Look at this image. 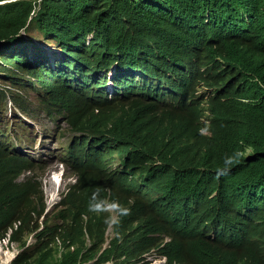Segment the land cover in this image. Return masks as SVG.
Returning a JSON list of instances; mask_svg holds the SVG:
<instances>
[{"label":"clouds","instance_id":"clouds-1","mask_svg":"<svg viewBox=\"0 0 264 264\" xmlns=\"http://www.w3.org/2000/svg\"><path fill=\"white\" fill-rule=\"evenodd\" d=\"M20 1L35 2L37 8L19 29L13 27L14 32L7 38L0 33V217L8 222L0 250H4L2 245L18 248L14 255L9 252L12 259L3 264H12L36 243L38 235L58 225L82 232L87 248L92 246V235L98 234V256L110 253L103 264H199L184 258L185 246L181 257L173 258L168 252L170 243L179 237L178 192L191 191L190 184L174 182L172 164L159 157L138 150L132 154L124 152L131 141L122 134L127 123L131 124L133 116L139 113L136 131L142 137L165 134L168 140L182 145L210 150L226 163L234 153L248 163L254 161L253 147L237 129L244 122V107L264 102V38L257 36L255 30L244 31L219 58L209 57L207 52L173 57L185 43L199 42L217 20L205 15L199 34L192 37L178 31L193 19L190 12L175 16L176 9L159 0H138L147 9L149 5L156 6L166 20L177 21L178 28L164 31L157 29L155 22L146 47L132 53L130 59L136 63L165 61L174 68L173 73H167L171 77L169 82L153 77L158 75L152 69V61L153 65L148 67L152 77L133 68L122 80L117 64L105 70L68 63V59L85 53L82 45H93L96 50L99 44L93 42V32L78 34L73 42H67L69 31L56 40L34 26L33 20L44 0H4L0 6ZM78 2L92 10L90 16L103 6L92 0ZM33 31L38 37H29ZM210 45L208 41L206 47L209 49ZM239 58L251 64L247 71L238 63ZM217 62L231 70L226 71V77L219 81L202 79L201 75ZM19 72L33 75V81ZM137 76L152 82L135 84L126 94V82ZM235 88H239V93L234 97H218L219 92ZM23 92L26 97L34 95V100L24 98ZM9 106L18 109L29 123L24 119L13 128L4 122ZM41 116L49 117L53 123L65 120L67 126V133L58 138L63 142L56 157L61 171L50 175L42 153L36 152L46 144L42 139L47 133L40 131L32 137L30 129ZM132 164H138L137 191L107 183L89 200L77 197L76 192L96 177L112 181L129 176ZM215 177L217 183H201L221 184L223 170H217ZM49 184L51 191L47 189ZM20 230L25 232L24 248L12 241V235ZM209 237L215 239V231ZM56 245L63 247L59 237ZM214 264H264V225L252 220L246 233L230 243L227 255Z\"/></svg>","mask_w":264,"mask_h":264},{"label":"trees","instance_id":"trees-1","mask_svg":"<svg viewBox=\"0 0 264 264\" xmlns=\"http://www.w3.org/2000/svg\"><path fill=\"white\" fill-rule=\"evenodd\" d=\"M159 1L175 8V16L184 12H190L193 16L188 24L181 26L179 33L184 32L196 37L202 28L205 15L210 14L217 20L216 24L207 28L206 34L199 38V42L185 43L182 49H176L173 57L179 55L187 58L192 54L207 52V56L219 58L226 52L230 42L244 31L255 30L257 36L264 38V0ZM92 2L103 6L95 15L90 16L92 10L84 7L78 0H44L33 25L46 34L53 35L56 40L69 31L67 42H73V38L78 34L94 33L93 42L99 44L96 50L93 45L89 48L82 45L85 53L68 59L72 66L111 70L117 64L121 68L119 74L123 80L127 77V71L133 68L152 77L153 74L148 68L153 65L150 62L152 61L155 63L152 69L158 75L153 77L160 82H169L171 77L167 76V73H173L174 66L169 67L165 61L158 62L155 59L136 63L130 59V55L146 47L155 22L157 29L166 31L178 28L177 21L166 20L165 14L157 11L156 6L149 5L147 9L146 4H138V0ZM36 8L37 5L32 1L0 6L1 37L7 38L12 34L13 27L19 29ZM87 16L90 18L85 19ZM246 21L248 24H245ZM208 41L211 43L209 49L206 47ZM8 48L11 49L10 44ZM63 49L74 53L65 47ZM238 63L245 70L251 67L246 59L239 58ZM165 70L167 72H164ZM226 71L231 70L223 68V65L217 62L208 68L201 78L219 81L226 77ZM175 74L177 76L178 73ZM262 80L264 83V77ZM142 82L152 81L144 76L140 80L137 76L132 82H126L125 93L130 92L135 84ZM238 93L239 88L225 89L218 93V97L231 98ZM151 96L152 94L148 98ZM244 113V122L237 131L254 149V161L250 163L238 153H234L233 158L226 163L210 150L197 145H182L168 140L165 134L142 137L136 131L140 121L139 113H136L131 124L127 123L124 128L122 136L131 141L130 147L124 152L132 154L138 150L144 155L159 157L172 164L174 182H186L192 188L191 191L178 192L176 210L180 213L179 237L170 243L168 250L173 258L181 257L182 248L185 246L184 258L195 260L199 264H214L227 255L230 243L246 233L247 225L252 220L264 225V102L245 106ZM221 169V184H202L217 183L215 173ZM137 171L138 164H132L131 174L127 177L112 181L96 177L90 185L76 192V195L79 199L89 200L99 188L107 186V183H115L126 191L135 192L138 190ZM216 191L217 196L211 198L212 193ZM7 227L8 222L0 217V240L5 237ZM212 231H215V239L209 237ZM58 237L63 247L56 245ZM38 238L36 243L26 248L12 264H103L110 256L108 251L98 256L101 246L98 234L92 235V246L87 248L84 234L66 225L55 226L38 235ZM12 241L24 248L25 232L16 231L12 235Z\"/></svg>","mask_w":264,"mask_h":264},{"label":"rangeland","instance_id":"rangeland-1","mask_svg":"<svg viewBox=\"0 0 264 264\" xmlns=\"http://www.w3.org/2000/svg\"><path fill=\"white\" fill-rule=\"evenodd\" d=\"M30 38L38 37L37 32L33 31L29 34ZM41 40H43L42 37H40ZM15 73H18V71H14ZM20 75H22L25 79L33 81L34 76L27 73L19 72ZM18 91V90H17ZM22 96L24 98H28L30 100H34V95H30L28 97L24 96V92L22 93ZM6 118L3 119L4 122L8 123V125H11L13 128H15L16 122H21V120H24L29 123V121L22 115H20V112L18 109H14L13 107H8V112L6 114ZM30 129L32 132V137H35L38 132H46L47 135H45L42 139L44 146L41 147V149L36 150V152H41V158L46 160V165L48 166V175L52 174L53 172H60V165L56 161L57 153L59 152L61 143L59 142L58 138L60 135H63L67 133V126L65 124V120H60L58 123H53L49 117L41 116L39 118V121L35 125H30ZM36 139V138H33ZM62 141H64V138H61ZM55 181H58V177L54 175ZM48 191H51V184L47 187ZM53 194H56V191H53ZM53 197V195H52ZM3 251L0 250V264L6 263L12 255H10L9 252H12L14 255L17 253L18 248L15 246H11L10 249H7L4 245H2Z\"/></svg>","mask_w":264,"mask_h":264},{"label":"bare ground","instance_id":"bare-ground-1","mask_svg":"<svg viewBox=\"0 0 264 264\" xmlns=\"http://www.w3.org/2000/svg\"><path fill=\"white\" fill-rule=\"evenodd\" d=\"M152 53H153V52H151V54H152ZM151 56H152V55H151ZM12 257H13V256H12ZM12 257L10 258V260L12 259ZM10 260H8L7 262H9ZM7 262H6V263H7Z\"/></svg>","mask_w":264,"mask_h":264}]
</instances>
